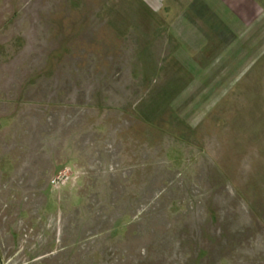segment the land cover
I'll return each instance as SVG.
<instances>
[{
  "label": "rangeland",
  "instance_id": "1",
  "mask_svg": "<svg viewBox=\"0 0 264 264\" xmlns=\"http://www.w3.org/2000/svg\"><path fill=\"white\" fill-rule=\"evenodd\" d=\"M183 7L0 0V264H264V10Z\"/></svg>",
  "mask_w": 264,
  "mask_h": 264
},
{
  "label": "crops",
  "instance_id": "2",
  "mask_svg": "<svg viewBox=\"0 0 264 264\" xmlns=\"http://www.w3.org/2000/svg\"><path fill=\"white\" fill-rule=\"evenodd\" d=\"M155 15L181 0H141ZM183 15L171 29L183 43L193 48H216L225 32H237L244 25L255 23L264 7L258 0H183ZM188 46V47H189Z\"/></svg>",
  "mask_w": 264,
  "mask_h": 264
}]
</instances>
